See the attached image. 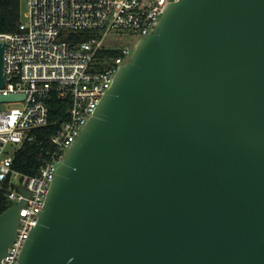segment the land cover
Instances as JSON below:
<instances>
[{"label":"water","instance_id":"water-1","mask_svg":"<svg viewBox=\"0 0 264 264\" xmlns=\"http://www.w3.org/2000/svg\"><path fill=\"white\" fill-rule=\"evenodd\" d=\"M162 10L58 166L17 264H264V0ZM4 54L0 40V87ZM23 203L0 214V264Z\"/></svg>","mask_w":264,"mask_h":264},{"label":"built area","instance_id":"built-area-1","mask_svg":"<svg viewBox=\"0 0 264 264\" xmlns=\"http://www.w3.org/2000/svg\"><path fill=\"white\" fill-rule=\"evenodd\" d=\"M174 1L27 0V20H21L17 31L0 32L6 80L0 94L23 96L0 101L23 104L0 108V193L12 205L24 201L2 264L18 263L58 166L94 115L119 66L128 63L132 47L121 38L126 34L141 39L152 33L165 4ZM112 33L115 37L106 40ZM55 95L69 105L62 119L51 115L49 101ZM26 143L38 149L33 174L15 166Z\"/></svg>","mask_w":264,"mask_h":264},{"label":"trees","instance_id":"trees-1","mask_svg":"<svg viewBox=\"0 0 264 264\" xmlns=\"http://www.w3.org/2000/svg\"><path fill=\"white\" fill-rule=\"evenodd\" d=\"M21 23V0H0V32L17 31ZM51 115L54 119H62L68 105L63 98L55 95L49 101ZM38 149L33 143H26L18 152L15 160V166L27 173L33 174L38 168ZM12 202L0 193V214L8 209Z\"/></svg>","mask_w":264,"mask_h":264},{"label":"rangeland","instance_id":"rangeland-1","mask_svg":"<svg viewBox=\"0 0 264 264\" xmlns=\"http://www.w3.org/2000/svg\"><path fill=\"white\" fill-rule=\"evenodd\" d=\"M27 12H28V2L27 0H21V20L26 21L27 20ZM115 37V33H112L109 35V37L106 40H110V38H114ZM140 38V36H130V35H126L124 34L123 37L121 38V43H130L131 47H132V54L130 56H128V59L126 60V62H129V60L132 58V55L134 53V50L136 48L135 45V41H137ZM122 43V44H123ZM23 104L21 102H11V103H6V102H2L0 103V108H6V107H20Z\"/></svg>","mask_w":264,"mask_h":264}]
</instances>
